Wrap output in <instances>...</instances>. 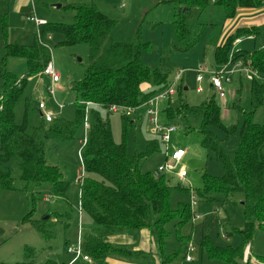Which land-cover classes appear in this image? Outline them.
Returning <instances> with one entry per match:
<instances>
[{
	"label": "trees",
	"instance_id": "obj_1",
	"mask_svg": "<svg viewBox=\"0 0 264 264\" xmlns=\"http://www.w3.org/2000/svg\"><path fill=\"white\" fill-rule=\"evenodd\" d=\"M263 1L169 0L174 4V48L184 52L196 46V20L209 7H220L226 18H232L238 8H258ZM66 7L74 11L72 23L46 22L38 26V32L41 36L45 32L59 34V44L62 45L85 42L89 46L88 65L84 76L72 86L76 95V120L57 117L50 124H45L47 122L44 121L45 123L35 127L32 132L27 131L25 123H16L14 107L22 93L26 77L42 71L50 61V49L37 40L31 45L5 42L0 59V189L13 188V178L9 171L1 169V164L17 156L22 180L33 186L52 185L55 193L63 195L68 182L63 179L57 165L47 162L45 140L56 137L71 138L86 117L89 128L86 142L80 150L84 177L79 189V210L91 218L93 226L81 233L77 240L81 256L72 261L74 255L70 253L72 262L67 264H104L110 255L125 259H147L152 253L115 246L108 241L111 235L141 229L150 231L155 246L154 254L159 264H169L178 250L166 254L165 243L169 232L165 225L176 218L178 228L189 222L192 217L190 204H180L176 210H172L169 206L171 186L167 173L156 175L155 172L141 170V158L153 152L158 141H152L146 153L131 154L124 141L118 143L114 140L109 117H104L96 108L98 105L110 111L111 105L138 107L150 96L167 87V75L161 68L152 70L141 63V52L149 46L141 40L139 28L133 39L115 41L110 37V32L117 21L100 10L94 2L69 3ZM248 35L253 37L254 48L251 51L233 50L231 53L234 41ZM258 39L261 43L257 45ZM230 53L232 62L240 61L242 66L257 74L250 80L251 112L246 113L236 106L241 115L239 123L225 128L220 120V106L214 97L204 100L199 106L181 101L176 113L170 106L169 98L160 108V115L165 116L167 121L164 123L167 124L169 119L180 112L202 115L200 131L204 145L215 152L224 173L221 176L204 174V186L197 191V195L211 200L210 195L215 193H241L246 221L244 227L237 230L241 236L238 246L216 245L206 234L203 235L200 246L205 249L210 259L241 264L245 247L254 232L264 231V124L256 123L252 118L255 110L264 104V31L255 25L235 28L220 44L214 46V61L223 65L228 62ZM11 58L25 61L26 72L20 82L19 76L7 67ZM151 82L155 88L143 87ZM176 92H182L180 83ZM86 102L90 104L86 106ZM28 108L26 103V111ZM131 115H123L124 131L134 125V121L128 119ZM214 126H221L227 136L218 137L212 131ZM231 139L236 141L232 154L227 146ZM176 187L190 191L179 184ZM31 212L32 210L25 216L27 221ZM33 224L46 237L51 236L44 229L43 222ZM188 237L189 235L184 238L185 245ZM182 238L179 236V239ZM34 254L32 248L26 247L24 256L28 261L33 259ZM82 256L89 260H83ZM43 264L59 263L47 259Z\"/></svg>",
	"mask_w": 264,
	"mask_h": 264
},
{
	"label": "rangeland",
	"instance_id": "obj_2",
	"mask_svg": "<svg viewBox=\"0 0 264 264\" xmlns=\"http://www.w3.org/2000/svg\"><path fill=\"white\" fill-rule=\"evenodd\" d=\"M90 2H94L100 10L117 21L110 32L113 40L129 41L134 38V33L139 28L141 40L149 46L141 52L142 64L152 70L161 68L167 75L169 83L173 80L176 71L182 70L178 82L182 86V92H176L170 98V106L175 113L181 101L199 106L204 100L214 97L221 109L220 120L225 128H229L241 120L236 106L241 107V111L251 112V82L244 72L235 71L229 75L228 82L222 80L225 96L221 98L215 89L209 86V75L202 73L203 81L197 82L195 71L200 67L216 71L222 68L221 64L214 61L213 48L235 28L256 25L264 31V1L258 8H238L232 18H226L220 7H209L196 20L198 36L196 46L182 52L173 46L174 4L169 0H35L34 11L29 0L28 6L21 11L12 8L13 2L9 4L0 0V59L5 42L31 45L35 40L38 41V26L28 18L32 14L48 23L70 24L74 19V11L66 5ZM56 4H60V7H56ZM42 37L50 49V61L60 74V80L55 84L51 96L47 90L50 86L48 76L36 73L26 77L22 93L15 103L14 117L16 123L26 124L28 132L45 123L41 115L42 111L38 109V103L41 101L52 111L53 120L57 117L69 121L76 120V95L72 86L83 78L88 65L87 43L62 45L59 44L61 36L49 32L43 33ZM260 43L261 40L258 39L256 44ZM232 48L231 53L239 49L251 51L254 48V41L243 40ZM7 67L19 77L26 72L25 61L20 58L9 59ZM198 86L202 91L196 90ZM145 88L153 89L155 85L151 82L146 84ZM26 103L29 105L27 111ZM163 103L165 104L166 101ZM58 104L63 106L59 108ZM96 108L104 117H109L114 140L118 143L124 141L131 154L146 153L149 144L158 141L156 149L140 160L143 172H155L165 163L167 154L173 150L181 148L185 151V155L177 165V169L180 167L185 169V179L181 180L174 172H166L170 177L171 186L169 206L172 210H176L180 204H190L193 200L195 201L193 210L200 218L194 221L191 218L180 228L176 225L178 218L165 225V229L169 232L165 243L166 254L178 250L169 264H229L222 260L210 259L200 243L203 235L206 234L216 245L222 247L239 245L241 236L237 230L242 229L246 221L241 204L243 195L239 192L231 195L215 193L210 195L211 200H205L197 195V191L203 189L204 174L221 176L224 173L215 152L204 145L203 134L200 131L202 115L180 112L169 119L168 124L175 126L177 130L170 134L166 147L159 135L155 134L147 123L142 107H137L128 117L130 121H134V125L132 124L126 131L123 130V113L110 112L98 105ZM252 118L254 122L264 124V104L255 110ZM160 120L167 121L162 114ZM212 131L220 138L227 136L221 126L212 127ZM84 137L87 139L88 131L84 130L83 122H80L71 138L56 137L45 140L47 162L57 165L63 174V179L68 182L63 195L55 193L52 185L33 186L22 180L17 156L1 164L2 170L10 172L13 188L0 189V263L43 264L47 259H51L62 264L72 258V255L67 253V248L75 247L77 237L93 226L91 218L79 210L80 183L77 179L79 173L81 175L84 173L80 159V148ZM227 146L232 154L236 148L235 139L229 140ZM177 184L190 191L176 187ZM30 210L32 212L27 221L25 216ZM33 222H43L44 229L51 236L46 237ZM126 233L135 237L139 235L137 231ZM143 233L150 232L145 229ZM188 235L190 236L188 242L194 246L191 262L185 259L184 238ZM179 236L183 237L182 240ZM247 246L251 253L250 260L249 262L247 259L242 260L241 264H264V231L256 230ZM26 247L32 248L35 252L31 261L24 256ZM124 260L135 264H158V260L154 257L148 260L127 258Z\"/></svg>",
	"mask_w": 264,
	"mask_h": 264
},
{
	"label": "built area",
	"instance_id": "obj_3",
	"mask_svg": "<svg viewBox=\"0 0 264 264\" xmlns=\"http://www.w3.org/2000/svg\"><path fill=\"white\" fill-rule=\"evenodd\" d=\"M32 9L34 11V1L35 0H29ZM30 20H33L37 26L42 25L46 23V21L42 18H37L34 14L28 17ZM39 31V30H38ZM245 38H253L251 35L246 36ZM241 40V38H238L234 41L233 45L238 43ZM38 42L43 44L44 46H47L40 34L38 33ZM48 47V46H47ZM49 48V47H48ZM235 71H242L245 73L248 80H251L253 77L257 76L255 71H252L251 69L242 66V63L240 61L232 62L231 60V53L229 55L228 62L222 65V68L219 71L216 70H206L204 67H200L197 69L196 72V78L195 80L197 82H200L202 79V73L208 72L209 73V79L211 86L215 89V91L218 93L219 97L223 98L225 96V93L223 91L222 87V80L228 82L230 80L229 75ZM182 70L176 71L173 80L167 85V87L163 90H160L150 96L146 101H144L142 104H140L138 107H142L144 109V116L147 120V123L152 128L153 132L157 135H159L160 140L162 143H164L167 147L169 140H170V134L172 132H175L177 129L175 126L161 122L160 120V103L164 102L165 100L171 98L176 93V87L178 85V82L181 77ZM41 75H46L50 79V86L48 87V94L53 96L54 93V87L55 84L60 80V74L56 69L54 68L51 61L47 63V65L42 69L41 72H39ZM23 78V75L19 77L18 82ZM198 92L202 91L201 87L198 86L196 88ZM90 102H86V106L89 105ZM63 105L58 104V107L61 108ZM137 107L132 106H121V105H111L109 107V110L111 112H121L125 115H131L133 112H135ZM38 109L41 110V115L43 116L44 121L51 122L53 120V113L51 110L46 108V105L43 101L38 103ZM83 128L85 131H88L89 128V122L87 118H84L83 121ZM86 142V137L82 140V146ZM81 146V148H82ZM80 148V150H81ZM185 155V151L181 148H177L167 154L165 163L160 166L156 171L155 174L160 173H166V172H174L181 180H184L186 177V171L183 167H180L177 169L178 163L181 161L183 156ZM84 172V171H83ZM84 177V173L81 175V173L78 174L77 181L81 183L82 179ZM194 196V195H193ZM192 196V197H193ZM194 198V197H193ZM195 205V201L192 200L190 203V207L192 209V221L197 220L200 218L198 214L193 210V206ZM225 237V235H223ZM79 240V239H78ZM194 251V246L192 243L188 242L185 245V259L187 261H192L193 258L191 256V252ZM67 252L74 255V258L72 261L76 260L78 257L81 256L80 249H79V243L75 247H68ZM83 260L88 261L89 258L86 256H82ZM71 261V262H72Z\"/></svg>",
	"mask_w": 264,
	"mask_h": 264
},
{
	"label": "crops",
	"instance_id": "obj_4",
	"mask_svg": "<svg viewBox=\"0 0 264 264\" xmlns=\"http://www.w3.org/2000/svg\"><path fill=\"white\" fill-rule=\"evenodd\" d=\"M7 3H9V4L12 3V8L14 10H17V11L18 10L21 11L23 8H25L26 6H28V0H10ZM247 39H250V38L243 37L235 45H237V44L241 43V41L243 42V40H247ZM251 40H253V39L251 38ZM205 73L209 75L208 72H205ZM202 81H203V77H202V79H201L200 82H202ZM208 81H209L208 82L209 83V86H211L210 79ZM145 86H143V87L145 88ZM163 105H164L163 102L160 103V108ZM143 230H145V229H141V230L137 231V232H139V235L136 236V237L135 236H132V235H129L128 233L114 234V235H111V236L108 237V241L110 243H112L113 245H115V246L127 248V249L134 250V251H143V252H150V253H152L149 258H147V259H141V260H148V259H150L152 257H154L156 260H158L157 257L154 254V252H155V246H154V241H153L152 235H151V233H143ZM146 230H148V229H146ZM189 237H188V239H189ZM78 238L79 237H77V240H78ZM68 254H70V253H68ZM250 256H251L250 250H248V246H246L245 247V250H244V253H243L242 260L244 261L245 259H247V262H249ZM120 258L121 257H119L117 255H110V256H108L106 258L104 264H135V263L126 262L124 260V258L123 259H120ZM133 259H135V258H133ZM136 260H139V259H136ZM70 262H71V259H69L66 262V264L67 263H70ZM188 262H191V261H188ZM158 264H159V262H158Z\"/></svg>",
	"mask_w": 264,
	"mask_h": 264
},
{
	"label": "water",
	"instance_id": "obj_5",
	"mask_svg": "<svg viewBox=\"0 0 264 264\" xmlns=\"http://www.w3.org/2000/svg\"><path fill=\"white\" fill-rule=\"evenodd\" d=\"M56 7H60V4H56ZM184 11H185V9H184ZM46 218H48V217H46Z\"/></svg>",
	"mask_w": 264,
	"mask_h": 264
}]
</instances>
